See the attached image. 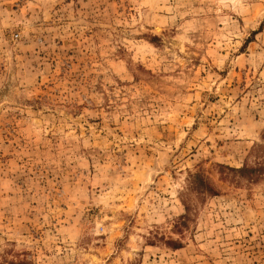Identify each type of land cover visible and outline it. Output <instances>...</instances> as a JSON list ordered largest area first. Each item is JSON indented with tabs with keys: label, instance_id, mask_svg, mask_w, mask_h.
<instances>
[{
	"label": "rangeland",
	"instance_id": "374dc122",
	"mask_svg": "<svg viewBox=\"0 0 264 264\" xmlns=\"http://www.w3.org/2000/svg\"><path fill=\"white\" fill-rule=\"evenodd\" d=\"M262 161L264 0H0V264H264Z\"/></svg>",
	"mask_w": 264,
	"mask_h": 264
},
{
	"label": "trees",
	"instance_id": "16d2710c",
	"mask_svg": "<svg viewBox=\"0 0 264 264\" xmlns=\"http://www.w3.org/2000/svg\"><path fill=\"white\" fill-rule=\"evenodd\" d=\"M236 171L242 177H245L252 181L257 180L262 174H264V161L259 162L255 164L254 166L243 165L241 168H239ZM194 177L198 181L199 187H202V189L205 188L206 191L210 188V186L205 182V180L202 178V176L199 173H196ZM169 243H172L174 246L178 244V242H172V240H170Z\"/></svg>",
	"mask_w": 264,
	"mask_h": 264
}]
</instances>
